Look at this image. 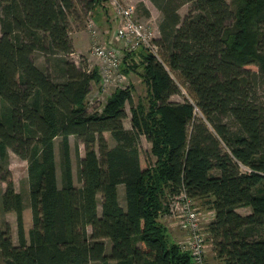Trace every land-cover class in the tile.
Here are the masks:
<instances>
[{"label":"trees","instance_id":"trees-1","mask_svg":"<svg viewBox=\"0 0 264 264\" xmlns=\"http://www.w3.org/2000/svg\"><path fill=\"white\" fill-rule=\"evenodd\" d=\"M102 1L0 0V195L3 211L17 214L19 239L15 244L9 222L0 226V264H192L161 221L169 199L182 191L205 198L214 212L208 229L219 264H264V104L257 96L264 84V0H151L163 14L156 42L193 101L172 100L179 84L142 48L126 57L140 54L148 100L135 104L131 87L120 88L91 111L87 97L100 74L69 57L71 25L79 2L92 12ZM37 52L46 67L37 64ZM72 135L85 147L81 187ZM143 136L156 157L146 155V165ZM10 150L29 164L27 204L12 178ZM25 205L33 216L29 237Z\"/></svg>","mask_w":264,"mask_h":264},{"label":"rangeland","instance_id":"rangeland-1","mask_svg":"<svg viewBox=\"0 0 264 264\" xmlns=\"http://www.w3.org/2000/svg\"><path fill=\"white\" fill-rule=\"evenodd\" d=\"M124 3H130L134 4L136 6V12L138 15V18L141 20L149 21L153 26L159 28V24L163 18V14L161 10L150 0H121ZM231 2L232 0H228ZM78 2V1H77ZM147 4H149L151 9L147 7ZM106 4V5H105ZM101 9L103 14L105 16L107 15V18H103L104 21V29L105 27L108 28L110 31L108 33H104L103 29L98 27V40L105 41L107 39H110L113 35V32L115 31L118 22L114 18L112 12V4L109 0H103L101 2ZM104 7L106 8L104 10ZM192 8V3L188 2L181 6L179 12L184 18L188 12ZM146 9L149 11V15L146 14ZM1 10V5H0ZM78 17H75L72 19V25H71V37L74 35L75 31L81 30L84 31V35L90 36L91 43H86L85 45H82L81 47L77 48L74 46V51L70 54V58L75 61L80 66L83 64H86L87 66H95V60L91 59V49L94 44V40L96 37L91 32L92 30L89 28L88 20L90 19V11H87L86 8H84L83 4L81 2L78 3ZM0 35H1V24H0ZM159 38L160 33L157 34ZM73 41V38H72ZM137 54V55H136ZM134 54L133 60L130 57L128 58L126 62L122 65V70L127 74V79L124 83L121 85L113 84L106 89L100 88V81L94 84L92 87V90L87 97V104L91 111H94L96 109H103L104 105L106 104L108 98L114 94V92L120 88H127L131 87L133 92V99L135 104H137L140 100L147 101L148 100V85L143 81L141 73L143 71V66L141 64V58L140 54L136 53ZM159 55L160 60L164 62L166 67L171 72L172 76L176 80V82L179 84L181 92L177 93L172 96V100L175 101H184L185 98H188L189 100L193 101V95L192 92H190L187 84L185 81L181 78V76L170 69V67L167 64L164 51L159 49ZM139 56V57H138ZM35 60L37 64L40 66L46 67L47 66V59L44 56L43 53L37 52L35 54ZM78 61V62H77ZM135 64V65H134ZM134 65V66H132ZM96 67V66H95ZM255 68V67H253ZM101 78V76H100ZM260 100L264 104V84L259 87L258 95ZM127 112L128 117L125 119L126 126L131 125V105L127 104ZM196 118L200 117L203 118V114L200 112L198 108L195 109ZM192 124V123H191ZM191 126V125H190ZM105 136L109 141V145L111 147L115 146L117 144L116 139L112 136L111 132H105ZM61 140L62 137L58 136L56 138V158L58 163V180L59 184H62V167H61V154H60V147H61ZM71 140V148H72V164H73V173H74V182L76 186L81 187L82 182L79 175V170L81 167L80 164V157L85 156V147L82 143H79V140L76 136L72 135L70 137ZM142 162L143 165H146V155L150 154L152 144L146 139V137L143 136L142 138ZM151 155V154H150ZM152 159L155 160L156 157L154 155H151ZM28 161L26 159L21 158L17 153H15L13 150H10L9 152V168L12 172V178L15 183V187L18 191L22 192V194L25 196V201L27 203L28 197H29V190H30V178H29V170H28ZM242 170L249 171L248 167L245 165H242ZM7 187V184L4 182L2 183V189L5 190ZM119 197L120 202L123 206L126 205V199H125V185L120 184L119 185ZM2 197L0 195V226L5 227V222H9V224L12 227V234L15 238H18V223H17V214L15 212H4L2 208L1 200ZM170 202V199L168 203ZM194 206L201 212V214L205 215V230H206V237H207V248L205 253V260L206 264H219L220 260L217 256V253L215 251L214 242L212 239V235L209 232L208 226L210 222L212 221L214 214L213 212L210 213L212 210L209 208V205L205 198H199L194 199ZM99 210L101 211V195H99ZM31 212V213H30ZM239 212L242 214H247L251 212V207H240ZM29 213V214H28ZM161 221L167 225L169 228V231L172 235V237L175 239V241L178 242L184 241L188 238V232L183 230L177 221V218L174 215H171L169 213L164 214L161 218ZM24 222H25V228L27 229L29 225L33 224V216L31 208L26 207L24 209ZM27 222V223H26ZM31 222V223H30ZM1 263V258H0Z\"/></svg>","mask_w":264,"mask_h":264},{"label":"built area","instance_id":"built-area-1","mask_svg":"<svg viewBox=\"0 0 264 264\" xmlns=\"http://www.w3.org/2000/svg\"><path fill=\"white\" fill-rule=\"evenodd\" d=\"M109 1L112 4L111 13L118 22L110 39L99 41L96 19L91 16L88 20L89 28L96 37L90 58L95 60V66L99 70L102 89L113 84L121 85L126 81L127 74L122 70V65L128 53L145 48L160 58V47L156 42L157 34L160 33L159 28L149 21L139 19L134 4L121 0ZM95 66H87V70L92 71ZM169 214L174 215L178 225L188 232V238L184 241L178 240V244L182 250L190 252L192 264H206L207 237L204 223L206 218L194 206V199L186 191H182L171 199Z\"/></svg>","mask_w":264,"mask_h":264},{"label":"crops","instance_id":"crops-1","mask_svg":"<svg viewBox=\"0 0 264 264\" xmlns=\"http://www.w3.org/2000/svg\"><path fill=\"white\" fill-rule=\"evenodd\" d=\"M151 1V0H150ZM152 2V1H151ZM153 3V2H152ZM106 5V4H105ZM146 5H147V7L149 8V9H151L150 7V5L149 4H147L146 3ZM101 6H97L94 10H92V12L90 13V15L91 16H93L95 19H96V21H97V25H98V27H100L101 29H103V32L104 33H108L110 30L108 29V28H106L105 27V29H104V21L105 20H103V18H107V15L105 16V14H103V12H102V9L100 8ZM106 8L104 7V10H105ZM111 13V12H110ZM83 33H85L84 31H81V30H78V31H75V33H74V35L72 36V38H73V44H74V46L75 47H77V48H79V47H81L82 45H85L86 43H91V41H90V36L88 35H84ZM137 55V54H136ZM139 57V56H138ZM96 83L97 82H94L93 83V85L95 84L96 85ZM93 85H92V87H93ZM100 87V86H99ZM99 109V108H98ZM125 123V122H124ZM125 126H126V123H125ZM127 128H130L131 127V125L130 126H126ZM26 203V202H25ZM27 204V203H26ZM26 207H28L27 205H25V209H26ZM30 208V207H29ZM238 211H239V208L237 209ZM31 213V212H30ZM29 214V213H28ZM27 223V222H26ZM31 223V222H30ZM32 225L33 224H31V225H29V227L26 229L25 228V230H26V235H27V237H29V232H30V229L32 228ZM13 240H14V243L15 244H18L19 243V239L18 238H15L14 237V235H13ZM109 264H116V262L115 261H110V263Z\"/></svg>","mask_w":264,"mask_h":264}]
</instances>
